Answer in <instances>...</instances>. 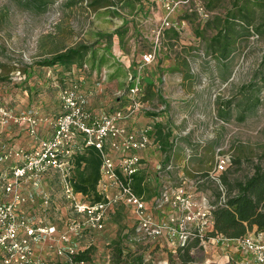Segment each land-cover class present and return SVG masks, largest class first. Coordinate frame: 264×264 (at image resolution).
Masks as SVG:
<instances>
[{"label": "rangeland", "instance_id": "374dc122", "mask_svg": "<svg viewBox=\"0 0 264 264\" xmlns=\"http://www.w3.org/2000/svg\"><path fill=\"white\" fill-rule=\"evenodd\" d=\"M174 1H180L171 16L179 29L162 27L167 15L162 0H0V107L16 115L35 110L43 119L55 118L62 113L61 90L77 82L88 104L95 86L97 94L105 93L103 104L97 101L93 110L110 111L121 97L118 94L130 93L129 75L141 73L143 88L148 87L150 93L140 97L143 108L131 118L142 113L154 116L156 122L171 119L178 132L185 129L187 134L181 135L190 139L184 142L192 156L188 167L184 154L175 155L173 163L178 169L175 176L165 174L166 185L185 182L193 194H205L202 199L216 208V187L224 189V172L232 181L245 180L256 167L264 170V0ZM197 4L209 9V18L196 12ZM225 35L220 40L230 43L227 58L221 51H213V44L221 47L213 39ZM82 44L90 47L83 65L64 68L34 63L54 51ZM150 52L155 60L143 65L142 56ZM130 96L121 103H129ZM28 131L25 124H4L0 117V150H32L34 145H22L30 139ZM52 131L49 128L46 136ZM222 158L227 159L226 167L217 172ZM21 162L12 157L0 166V202L10 198L3 187L12 166ZM57 174L55 170L45 174L38 185L50 193V207L42 208L37 195L22 210L56 224L63 232L67 224L84 218L65 197L64 180ZM29 182H24L23 193ZM154 211L161 216L165 210L151 212L157 221H163ZM105 224L102 230L85 229L77 239L82 251L94 247L90 264H112V244L120 238L125 252L143 253L146 264L253 263L252 255L242 254L240 249L230 252L232 246L213 239L193 247L194 260L186 263L177 254V239L163 235L153 244L132 240L126 234L136 226L135 216L133 208L125 204ZM57 259L47 261L69 264L64 257Z\"/></svg>", "mask_w": 264, "mask_h": 264}, {"label": "built area", "instance_id": "2783aa9c", "mask_svg": "<svg viewBox=\"0 0 264 264\" xmlns=\"http://www.w3.org/2000/svg\"><path fill=\"white\" fill-rule=\"evenodd\" d=\"M179 2L165 0L164 6L169 12L162 26L172 25L179 29L178 23L171 24L168 21V16ZM197 8L202 18H209L206 9L199 4ZM154 58V53H147L142 56V64L148 65ZM129 76L132 100L127 107L95 113L89 109L88 98L81 94L79 84L74 82L59 94L62 113L54 122L52 136L41 139L32 150L20 147L15 151L3 152L0 160L15 157L22 162L13 167L11 176L3 187V191L10 198L0 202V264H49L47 259L34 255V244L45 240L58 255L65 256L72 263V255L82 250L77 239L83 231L87 227L102 230L108 212L120 204L133 208L136 223L134 239L147 244H153L163 235H167L177 239L180 245H185L195 234L202 236L213 228L215 208L204 200H198L185 182L175 187L168 186L164 189L165 192L154 199L153 204L157 209L170 208L172 211L163 221L154 218L147 201L129 186L127 180L142 166V158L137 151L152 146L160 148L150 133L152 126L136 130L126 124L137 111L142 110L144 104L140 100L144 93L142 74ZM0 117L4 124H26L33 137L38 134L37 117L30 114L15 115L4 107H0ZM85 146H95L103 159L99 190L105 194L106 199L102 202L82 201L81 194L74 192L68 181L75 167L72 157ZM226 164V158L220 159L215 171L224 170ZM53 170L64 180L63 192L71 201L73 209L84 216V220H73L67 224L63 232L59 231L56 224L37 221L22 210V205L30 201V197L22 191L24 182L30 180L37 186L43 176ZM111 184L116 186L117 193H109ZM38 193L42 208H49L50 193L43 188ZM212 239L227 246L232 244L230 240L222 237ZM233 243L242 253L252 255L257 264H264V232H250L247 237L235 239Z\"/></svg>", "mask_w": 264, "mask_h": 264}, {"label": "trees", "instance_id": "16d2710c", "mask_svg": "<svg viewBox=\"0 0 264 264\" xmlns=\"http://www.w3.org/2000/svg\"><path fill=\"white\" fill-rule=\"evenodd\" d=\"M172 1L175 2L174 0ZM163 2H165V0H163ZM200 6L206 9L210 15L209 9L203 5ZM197 7L198 4L195 6V10L200 13ZM175 9L168 16V21L171 24L175 23L171 17L176 11ZM165 10L167 11L166 14H168L169 11L166 8ZM162 27L165 29L176 28L172 25ZM175 33L178 35L176 30ZM220 37L221 36H217L213 39V41L219 43L221 46L216 47L215 44H213V51H221L222 55L227 58L231 52V49H229L230 43H224L220 40H224L227 35ZM88 51H90L89 46L84 44L77 45L69 47L65 51H54L51 55L37 60L34 63L42 67L60 66L72 68L74 65L82 64ZM142 97H146L145 92ZM155 125L156 127L151 135L155 138V141L158 142L164 153L169 152L174 141L169 139L171 131L167 129L168 125L161 123H156ZM166 157L168 160L171 158L170 155H166ZM72 160L74 161L75 167L70 173L68 181L72 185L74 192L81 194L83 198H86L90 203L102 202L105 200V194L99 190V184L102 179L100 171L103 162L100 151L95 146H85L84 149L77 151L73 155ZM233 162H238V159H234ZM224 173L221 176L222 187L224 189L216 187L215 204H217V207L213 210L215 221L213 228L202 236L195 234L185 245H179L177 247V254L183 263L194 260L191 249L199 245L201 246L202 241L222 237L233 243L235 239L247 237L252 230H255V232H264V170H261L260 167H256L255 173L245 180L232 181L229 180L228 176ZM56 176L61 177L59 173ZM127 181L132 191L136 192L140 197L144 199L149 197L151 189H148L145 185V174L136 172ZM128 233L129 234H126L127 237L130 235L131 238L134 237L135 227ZM125 247L124 241L121 238L119 241H115L112 244V264H121L122 262L125 264H146L143 253L131 254L130 252H125ZM93 251L94 247H88L86 250H81L77 254L72 255L71 258L76 264L88 263L93 260Z\"/></svg>", "mask_w": 264, "mask_h": 264}, {"label": "crops", "instance_id": "0c3cea01", "mask_svg": "<svg viewBox=\"0 0 264 264\" xmlns=\"http://www.w3.org/2000/svg\"><path fill=\"white\" fill-rule=\"evenodd\" d=\"M162 2H163V0H162ZM189 76L190 75H188L187 77L189 78ZM155 78H156V76H155ZM95 87H94V90H91V94L93 96L91 97V99H89V104H88L89 106L88 107H90L89 108L90 110L92 109V107L93 108L95 107V103L97 101H98V104L99 105L100 104H103L101 102V99H104V97L106 96L105 93L97 94V90L95 89ZM130 87H132V84H130ZM143 92L146 93V96H148V94L150 93L148 87L146 88L145 85H144V88H143ZM118 95L121 96V97H118L119 98L118 99L119 101H117V100L114 101L115 104H113L112 109L110 108V111H115L117 108H125V107L128 106L129 103H127V104H126V102L121 103L122 102L121 99H127V97L130 98L131 97L130 96L131 94L129 93V91L126 92V93H124L122 91L121 92V95L120 94H118ZM157 95L159 97L162 96V94H160L158 92H157ZM162 107H160V108H162ZM95 110L92 109V111L95 112V113H99L100 111H107V110H104L103 108L95 109ZM146 112H147L146 114H149V111H146ZM27 114H30L34 118L37 117L39 119V124H38L39 131H38V134L40 136H38V134H37V136L34 139L30 135V133L28 131V136H29L30 139L25 140L24 141L25 143L24 144L22 143V145H25L26 144V145H28L30 147L33 146V145L36 146V144L41 139L47 138L48 136H52L51 134H53L54 129H55L53 127V124H54V122H55V120H56L57 117H55V118H53V117H46L45 119H43V117H40L39 114H37V112L35 110L34 111L33 110H29L28 113H26V115ZM22 115H24V114H22ZM149 115L145 116L142 113H139L138 115H135L133 118H130L129 120H127L126 121V124L131 129H136V130H140V129L148 126L147 124H149V123H153L154 125L156 123H161V124H164V125L167 124L168 125L167 126L168 131H171V135H170L169 139L172 140V141H174L172 148L169 150V152H166V153H164L162 151V148H158V147H155V146H152V147H150L148 149H141V150H138L137 151L138 154L140 155V157L142 158V166H141V168H140V170L138 172L146 175L145 185H146V187L148 189H151V193H150L151 195L149 194V197L146 198V200H147L148 206L150 207V210L152 212V210H155L156 209L153 206V204H152L153 203L152 200L161 191L159 189H162L164 187L167 188L168 186H171V185H168V184L166 185V182L164 181L165 180L164 179L165 178V174L166 175H169V177L175 176V173H174L175 172V169H178V166H174L173 157H175V155H183L184 154L186 156L185 159H184V162H186L187 167H188V165L190 163L188 161V158L191 155L190 154H187V151H188V148L186 146L187 144H184V142L190 141L189 136L188 135L182 136L183 134H187V132L185 131V129H182V131L178 132V127H176V124H173L172 123V120L171 119H166V121H162V122H156L158 119L155 118L154 116L151 117ZM48 124H49V126H48ZM25 126H26V124H25ZM155 127H156V125H155ZM155 127H154V129H155ZM49 128L51 130H53V131H52V133L50 135L46 136L47 134H49V133L46 132V131H48ZM153 130H151L150 133L153 134ZM25 147H27V146H25ZM7 150H9V149L3 148L2 150H0V157L3 154V152L4 151H7ZM15 150H17V149H13L12 151H15ZM166 155H170L171 158L168 160V158L166 157ZM14 159H16V158L14 157ZM3 161H5V160H3ZM3 161L0 160V162H1L0 166H4L5 165V163L2 164ZM16 165H19V164L16 163ZM14 166H12L11 169H13ZM1 172L2 171L0 169V173ZM11 172H12V170H11ZM2 174H4V173H2ZM0 176L2 177L1 174H0ZM43 181H44V179H43ZM41 188H43L44 190H47L44 186L43 187H38V185L36 186L33 183V181H30L25 186V193L24 194L26 196L30 197V201L29 202L35 201V199L37 198V195H38L37 192ZM108 191H109L110 194H115V193L118 192L117 191V188H116V186L114 184H111L110 185V188L108 189ZM202 194L203 193H201V192L200 193H197L196 192L195 193V196H196L197 199L203 200L202 197H204L203 195H205V194H203V195ZM4 198H5V195H4ZM4 198H2V200H4ZM80 198H83V196L80 195ZM23 206H24V204L22 205V208H23ZM119 206L113 207L112 208V212L111 211L108 212V214L105 217L104 224H105V221H106L107 217H109L111 215V213H114L117 209H119ZM171 212H172L171 209L168 208V209H166L164 211V214L161 215V216H160V214H157L156 211H154V214H155L156 217H159V218H162V219H166V217L168 216V214L171 213ZM78 215H79V217L83 216V215H80V214H78ZM36 218H38V219H35V218L34 219L37 220V221H40V220L42 221V219L39 218V215ZM83 218H84V216H83ZM45 222L46 223H50L49 221H45ZM105 226H106V224H105ZM87 228H90V227H87ZM90 229L96 230V229H93V228H90ZM231 246L233 248L231 247V249H229L230 252H233L234 250H238L239 251V248L237 247V245L235 243H232ZM33 247H34V255L36 257H38V258L39 257L45 258V259L47 258V259H50L52 261H55V259H57V257L58 258H63L64 257L66 259V262H68L69 264H75L73 262L71 263L69 261V259L66 258L65 256L58 255L54 249L50 248V244H49V242L47 240L42 241V242H38L37 244H34ZM49 250H54V252L51 253V251H49ZM55 254L57 255L56 257H55ZM56 261H62V260L57 259ZM251 262H253L252 264H257L254 261V259H251ZM56 264H58V262H56ZM85 264H90V262L85 263Z\"/></svg>", "mask_w": 264, "mask_h": 264}]
</instances>
